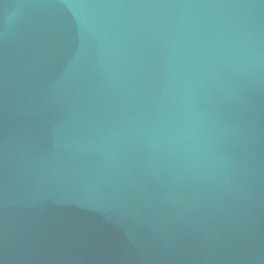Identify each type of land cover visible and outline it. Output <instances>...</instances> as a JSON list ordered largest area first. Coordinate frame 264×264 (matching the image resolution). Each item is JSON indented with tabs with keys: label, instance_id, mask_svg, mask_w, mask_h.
Returning a JSON list of instances; mask_svg holds the SVG:
<instances>
[{
	"label": "water",
	"instance_id": "1",
	"mask_svg": "<svg viewBox=\"0 0 264 264\" xmlns=\"http://www.w3.org/2000/svg\"><path fill=\"white\" fill-rule=\"evenodd\" d=\"M0 264H264V0H0Z\"/></svg>",
	"mask_w": 264,
	"mask_h": 264
}]
</instances>
